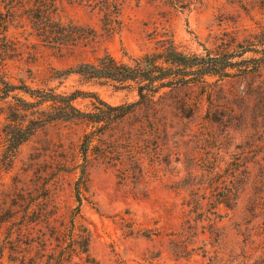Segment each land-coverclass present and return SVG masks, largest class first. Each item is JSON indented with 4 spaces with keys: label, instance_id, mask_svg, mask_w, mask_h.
<instances>
[{
    "label": "rangeland",
    "instance_id": "1",
    "mask_svg": "<svg viewBox=\"0 0 264 264\" xmlns=\"http://www.w3.org/2000/svg\"><path fill=\"white\" fill-rule=\"evenodd\" d=\"M61 16L94 29L97 42L56 50L27 37L25 27H10L15 52L0 59V76L57 94L91 92L115 106L136 101L134 91L53 73L103 52L128 62L122 54L152 52L164 39L185 54L204 56L203 47L213 56L221 44L264 28V0H195L187 10L139 0L123 8L121 27L110 36L90 8L63 5ZM204 80L207 86L155 98L152 112L139 109L113 123L88 148L83 174L79 144L93 125L53 121L8 159L0 104L1 262L44 260L87 232V253L61 264H264V69ZM90 102L79 96L73 105L88 112ZM230 168L232 182L224 184L234 197L227 207L214 206L207 172Z\"/></svg>",
    "mask_w": 264,
    "mask_h": 264
},
{
    "label": "trees",
    "instance_id": "2",
    "mask_svg": "<svg viewBox=\"0 0 264 264\" xmlns=\"http://www.w3.org/2000/svg\"><path fill=\"white\" fill-rule=\"evenodd\" d=\"M139 0H0V59L8 58L15 52V43L7 38L10 27L27 29V37H32L41 46L56 50H73L78 47H92L99 34L94 29L81 26L61 16L63 5H81L95 11L99 16L100 30L105 36L115 34L121 27V13L129 3ZM155 1V0H154ZM175 9L187 10L195 0H156ZM159 48L121 62L107 52L94 58L92 62H81L73 67L55 71L52 78H65L76 75L82 80L111 82L119 89L134 91L137 100L120 105H109L91 92H73L68 95L57 94L51 89L31 88L24 81L12 84L0 76V104L5 105L4 124L2 125L3 155L8 159L16 149L26 142L37 130L53 121L83 120L93 125V130L83 134L79 144L83 174L88 148L98 143L99 137L109 130L113 123L142 109L152 112L156 99L168 92L190 88L195 85L207 86L204 78H224L259 75L264 69V28L250 33L240 43L221 44L215 55L202 47L204 56L185 54L178 50L172 40L160 41ZM249 54V56H245ZM90 98V111L82 112L74 107L77 97ZM126 174V173H125ZM209 189L215 192L212 204L226 206L234 197L232 188L224 182H232V168L218 173L208 171ZM124 177V176H123ZM223 185L222 187L220 185ZM79 203V198L76 196ZM35 205L30 214L37 216ZM227 207V206H226ZM72 224V220H71ZM70 238L66 248L58 253L51 252L44 260L32 264H61L65 257H79L87 253V232ZM58 243L59 236L52 237ZM8 244V242H7ZM7 246L0 243L1 255ZM42 258V256H40ZM80 259V258H79ZM18 264H23L19 261Z\"/></svg>",
    "mask_w": 264,
    "mask_h": 264
}]
</instances>
